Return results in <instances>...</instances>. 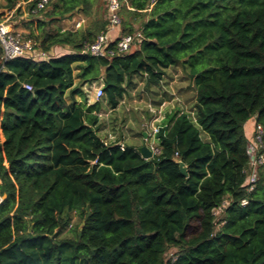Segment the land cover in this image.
Returning a JSON list of instances; mask_svg holds the SVG:
<instances>
[{
	"label": "trees",
	"instance_id": "1",
	"mask_svg": "<svg viewBox=\"0 0 264 264\" xmlns=\"http://www.w3.org/2000/svg\"><path fill=\"white\" fill-rule=\"evenodd\" d=\"M37 1L0 5L20 14L25 3L34 27L21 37L48 56L3 61L0 46V264H264V163L250 185L246 151L256 124L264 150V0H120V35L141 36L112 56L82 52L107 30L97 0L33 11ZM74 12L90 23L53 26ZM55 46L69 52L50 55ZM171 66L195 95L159 121L160 152L145 159L140 144L105 140L101 110ZM93 82L103 94L90 102Z\"/></svg>",
	"mask_w": 264,
	"mask_h": 264
},
{
	"label": "rangeland",
	"instance_id": "2",
	"mask_svg": "<svg viewBox=\"0 0 264 264\" xmlns=\"http://www.w3.org/2000/svg\"><path fill=\"white\" fill-rule=\"evenodd\" d=\"M1 3H4V0H0V5ZM24 8L25 3H22V12L16 14L15 9L7 10L0 7V12H3L0 20L9 24L10 28L21 36L27 34L29 29L34 27V24H31V28L26 26L25 22H27L28 15ZM36 15L40 19L44 18L41 12ZM93 15L107 19L104 0H97ZM81 16H83V12H74L71 17L53 23V26L73 30L81 28L88 21L90 22L92 18V16H89L88 19L78 26L77 22L81 20ZM136 46L133 45L130 50H133ZM63 48L69 50L68 47ZM33 49L38 51L35 47ZM50 55H54V53ZM97 87H102V83L93 82L90 85L86 84L83 86L87 91L90 102L97 99ZM194 95L193 83L187 78L183 69L180 66H171L166 70L164 79L159 85L152 86L150 90H146L143 84L138 82L137 86L130 91V94L125 95L116 109L103 108L99 116L104 123L105 130L103 129L99 133L107 141L121 136L125 141L140 145L146 143L148 145L154 141L152 129L158 125L162 119L161 116L168 110L171 111L175 108L189 110L193 104ZM161 98H164V100L157 104ZM249 126L250 124L247 122L245 124V133L247 134ZM140 131H145L146 134L150 135L141 137L138 135ZM78 225L79 220L76 215H73L70 224L62 231L61 235L71 236L73 233L72 229ZM172 251L167 252L166 257L170 256Z\"/></svg>",
	"mask_w": 264,
	"mask_h": 264
},
{
	"label": "built area",
	"instance_id": "3",
	"mask_svg": "<svg viewBox=\"0 0 264 264\" xmlns=\"http://www.w3.org/2000/svg\"><path fill=\"white\" fill-rule=\"evenodd\" d=\"M157 0H149L148 8L150 9ZM49 0H38L36 8L33 11L44 8ZM107 8V16L109 23L107 30L100 32L96 35L95 39L87 43L82 50V52H89L95 56H112L119 53L127 52L134 45L135 41L141 36L139 32L135 34H124L116 37L114 40H111L108 36V31L119 27L121 23V18L119 14L120 9V0H104ZM113 43V45H111ZM33 42L27 39H23L21 35L14 30H12L9 24L0 20V46L2 48V60L6 61L8 59L19 57L22 55H28L35 59H45L47 54L42 51H35L33 49ZM23 86L31 90L32 86L29 83H24ZM96 97L99 98L103 94L102 87L96 88ZM153 137L154 134L158 131V125L152 129ZM262 137V126L256 124L254 135L252 136L251 141L246 146L247 155L249 158V172H248V182L250 185L254 183L257 177V167L260 163H264V150L260 151ZM122 145V142H120ZM151 149L152 156L160 152V148L154 138V141L148 144ZM2 196H0V202ZM246 200L243 199L241 204H245Z\"/></svg>",
	"mask_w": 264,
	"mask_h": 264
},
{
	"label": "crops",
	"instance_id": "4",
	"mask_svg": "<svg viewBox=\"0 0 264 264\" xmlns=\"http://www.w3.org/2000/svg\"><path fill=\"white\" fill-rule=\"evenodd\" d=\"M88 17L89 16H86L84 13H83V16H81V20H79L77 23L79 24L78 26H80L81 24H82V22H84L86 19H88ZM90 22L88 21V23L86 24V25H88ZM86 25H83V27H85ZM120 35V28L119 27H116V28H113V29H111V30H109L108 31V36H109V38L111 39V40H114L116 37H118ZM69 52V50H65L63 47H61V46H55L50 52H49V54H51V53H54V55H61V54H63V53H68ZM48 57V56H47ZM168 111H170V110H168ZM165 115V114H164ZM164 115L163 116H161V118H163L164 117ZM247 122H249V124H250V128H249V131H248V134L249 133H251V131H252V127H253V119H250L249 121H247ZM246 122V123H247ZM248 134H247V136H248ZM148 135H150V134H146V136H148Z\"/></svg>",
	"mask_w": 264,
	"mask_h": 264
},
{
	"label": "water",
	"instance_id": "5",
	"mask_svg": "<svg viewBox=\"0 0 264 264\" xmlns=\"http://www.w3.org/2000/svg\"><path fill=\"white\" fill-rule=\"evenodd\" d=\"M143 136L146 137V132L143 131L142 132ZM137 151L140 153V155L145 158H151L152 157V152L151 149L149 148V146L144 143L142 145H139L137 148ZM176 162L178 163L179 166V171L183 174L186 175L187 171H186V165L182 160L177 159ZM4 197V195L2 196V198Z\"/></svg>",
	"mask_w": 264,
	"mask_h": 264
}]
</instances>
